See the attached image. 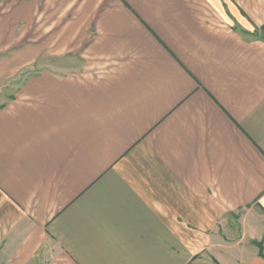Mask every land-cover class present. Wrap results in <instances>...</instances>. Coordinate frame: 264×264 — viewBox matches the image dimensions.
<instances>
[{
	"label": "crops",
	"instance_id": "1",
	"mask_svg": "<svg viewBox=\"0 0 264 264\" xmlns=\"http://www.w3.org/2000/svg\"><path fill=\"white\" fill-rule=\"evenodd\" d=\"M2 79L0 264H264V0H0Z\"/></svg>",
	"mask_w": 264,
	"mask_h": 264
},
{
	"label": "rangeland",
	"instance_id": "2",
	"mask_svg": "<svg viewBox=\"0 0 264 264\" xmlns=\"http://www.w3.org/2000/svg\"><path fill=\"white\" fill-rule=\"evenodd\" d=\"M20 68H21V67H20ZM25 68H36V63L29 64V65H27ZM0 85H3V79H2V81H0Z\"/></svg>",
	"mask_w": 264,
	"mask_h": 264
},
{
	"label": "trees",
	"instance_id": "3",
	"mask_svg": "<svg viewBox=\"0 0 264 264\" xmlns=\"http://www.w3.org/2000/svg\"><path fill=\"white\" fill-rule=\"evenodd\" d=\"M258 246H259V255L264 258V253L262 252V247L260 245V243H258Z\"/></svg>",
	"mask_w": 264,
	"mask_h": 264
}]
</instances>
